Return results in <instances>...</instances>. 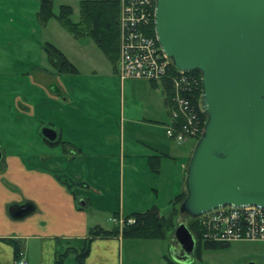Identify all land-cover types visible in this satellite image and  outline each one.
Segmentation results:
<instances>
[{
    "label": "crops",
    "instance_id": "1",
    "mask_svg": "<svg viewBox=\"0 0 264 264\" xmlns=\"http://www.w3.org/2000/svg\"><path fill=\"white\" fill-rule=\"evenodd\" d=\"M64 56L76 68L70 58ZM48 66L41 72L50 80L46 83L49 86L58 76L52 65ZM115 72L118 75L117 68ZM71 74L74 73L62 75ZM6 78L5 72L0 73V82ZM33 78L38 83L37 75ZM129 81L143 80L121 82L124 85ZM153 88L162 97L168 121L134 117L127 126V135L123 113L119 122L115 115L71 112L68 99L64 100L65 106H61V101L53 96V99L45 101L44 96L24 97L22 94L18 109L22 115L15 119L14 128L0 132V137H7V144L0 140V264H15L20 253L25 254L30 264H55L60 253L66 254L64 264H124L126 259L127 264H137L134 245H126L127 240L123 236L92 238L91 233L97 229L113 231L117 227L114 219H124V216L150 209L147 207L151 206L143 203L141 208L134 204L128 212L124 208L115 212V198L120 192L126 193L125 183L132 196L139 195L136 186L145 190L151 187L155 203L164 198L170 205L186 190V176L173 185L171 182L170 189L165 180L160 179L163 171L168 170L166 176L170 175L177 161L187 157L175 145L180 143L166 134V126L172 122V116L164 90L157 84ZM45 127L56 130L58 137L50 142L41 133L47 152L40 154L34 148L35 134ZM125 136L127 145L124 147ZM193 150L194 145L191 153ZM102 161L114 165L115 169L120 165L122 179H112L107 175L108 169L103 170ZM187 166H182L184 172ZM125 170L131 179H125ZM143 170L149 179H140ZM19 207H29L30 211L23 217H15ZM152 207L153 210L160 208L158 204ZM105 215H113L108 218L114 225L111 228L107 221L104 223L102 220ZM163 240H168L172 252L180 251L174 234ZM87 241L89 253L81 260L79 256ZM170 264L177 263L171 258Z\"/></svg>",
    "mask_w": 264,
    "mask_h": 264
},
{
    "label": "water",
    "instance_id": "2",
    "mask_svg": "<svg viewBox=\"0 0 264 264\" xmlns=\"http://www.w3.org/2000/svg\"><path fill=\"white\" fill-rule=\"evenodd\" d=\"M155 1L162 51L178 71H198L202 81L206 121L180 213L198 218L225 207L264 209V0ZM42 136L54 142L58 133L44 128ZM29 211L19 207L14 216ZM174 237L180 251L172 252L173 261L192 263L191 230L181 223Z\"/></svg>",
    "mask_w": 264,
    "mask_h": 264
},
{
    "label": "rangeland",
    "instance_id": "3",
    "mask_svg": "<svg viewBox=\"0 0 264 264\" xmlns=\"http://www.w3.org/2000/svg\"><path fill=\"white\" fill-rule=\"evenodd\" d=\"M63 6H70L73 9L72 21L79 22L80 2L78 0H53V16L46 21L41 17L42 0H3L1 2L0 73L5 72L7 78L0 82V132H3L1 131L3 129L14 128L15 119H19V116L22 115L18 110L20 109L19 102H21L22 94L24 97L44 96L45 101L47 98L53 99V96L61 101V106L64 105V100L68 99L71 105V112L91 111L98 114L115 115L118 121L123 113L126 118V135L127 126L130 125V121L134 117L156 122H161L163 119L168 121L169 115L163 101L161 102L162 97L150 82L129 81L122 85L119 76L115 72L114 65L91 37L77 38L62 26L57 16ZM121 42L122 33L120 32L119 57L121 54ZM47 43L54 45L70 58L77 70V73L74 72V74L65 75V77L54 71L58 77H55L54 84L49 86L46 83L50 80H48L46 74L41 72L48 69V65H50L45 50ZM37 66L40 68H38V73ZM36 75L38 83L33 78ZM19 85L21 86L19 87ZM164 95L166 97V93ZM41 113H45V111ZM23 120L25 122L24 118ZM42 130L39 129L35 134L37 135L36 140L34 138V148L36 147L40 154L47 152L46 145L41 137ZM0 140L2 143L7 144L6 136L2 135ZM196 144L197 141L193 139L187 140L182 144H175L177 149L187 159L178 160L170 175L166 176L168 170L166 172L163 171L160 179L165 180L169 189L171 188V182L173 185L176 180L187 176V168H185L184 172L182 166L189 164L194 151L191 153L190 149L193 145L195 148ZM126 145L127 136L123 138V146L125 147ZM188 146L190 148H187ZM101 165L104 171L108 169L107 175H110L112 179H122V168L120 165H118L117 169H115L114 165H108L107 161H102ZM125 173L127 175L125 179H131L128 175V170H125ZM142 174V176H139L140 179H149L147 172L145 173L143 170ZM135 188L140 191L139 195L132 196L129 193L130 189L127 183H125L126 193L122 194L120 192L115 198L116 201L113 207L116 213L120 212L121 208L128 212L131 207H134V204L138 206L137 208H141L143 203L151 206L147 207L150 209L143 210L145 213L147 210H153L152 206L154 204H158L160 207L156 210L158 213L173 218L174 227L167 231L163 239L170 238V235L174 234L177 226L181 223H185L189 228L190 219L186 215L172 216L173 206L168 204L164 198L160 199L159 203H155L156 198L154 192L151 191V187L148 190L139 186ZM112 216L105 215L102 219L104 223L107 221L106 224L109 228L114 226L113 223L108 221V218ZM198 230L202 239L203 234L201 232L203 230L199 225ZM122 231L123 229L120 230V235ZM125 240H127L126 245H134L133 248H135L138 256L135 263L170 264L172 249L168 240ZM201 243L202 246L200 245L198 250L196 248L194 260L190 264H264L263 242L246 240L232 244L222 243L223 245L221 243L203 241ZM208 244H220L223 247L214 249L212 248L214 246ZM128 249L126 246L127 251H129ZM127 262V259L124 260V264H127Z\"/></svg>",
    "mask_w": 264,
    "mask_h": 264
},
{
    "label": "built area",
    "instance_id": "4",
    "mask_svg": "<svg viewBox=\"0 0 264 264\" xmlns=\"http://www.w3.org/2000/svg\"><path fill=\"white\" fill-rule=\"evenodd\" d=\"M115 1L120 4L122 33L121 54L117 65L121 81L143 80L163 85L171 81L175 90L173 105L170 107L172 122L166 126L168 137L178 143L193 139L198 141L203 134L205 122L200 118V108L192 106L184 93H190L198 84L189 72L178 71L171 75L172 61L162 51L156 35L148 33L155 27V0H78ZM201 86H202V81ZM201 110V111H200ZM179 121L184 122L181 127ZM202 228V241L232 244L238 241L264 242V209L252 206L243 208L225 207L213 210L198 218ZM120 230L134 224L135 219H114ZM15 264H30L25 254L20 253Z\"/></svg>",
    "mask_w": 264,
    "mask_h": 264
},
{
    "label": "trees",
    "instance_id": "5",
    "mask_svg": "<svg viewBox=\"0 0 264 264\" xmlns=\"http://www.w3.org/2000/svg\"><path fill=\"white\" fill-rule=\"evenodd\" d=\"M53 0H42V13L41 17L44 21L49 20L52 16ZM73 9L70 6L61 7L60 14L57 16L58 21L62 26L74 34L77 38L91 37L97 45L100 47L104 55L108 60L117 68L119 62L120 51V4L115 1H80V20L79 22H73L71 16ZM151 36L155 35V27H152L148 32ZM46 54L48 62L55 69L59 75L74 73L76 68L68 61L64 54L56 48L54 45L47 43ZM171 75L177 72V69L171 66ZM197 80L198 84L195 85L190 93H184V97L188 99L192 106L200 108L202 99V86H201V74L198 71L189 72ZM156 86V84H153ZM164 93H166V100L169 105H173L172 99L175 98V90L171 81L167 80L163 85ZM201 111V110H200ZM200 118L203 123L206 121V115L204 112H200ZM184 122L179 121L178 127H181ZM48 142V141H47ZM54 144V143H50ZM187 193L177 196L172 203L173 214L172 216H181L180 205L184 201ZM177 207V208H176ZM183 216V215H182ZM190 219L189 229L196 239V248L202 246V239L198 230V220L186 215ZM135 219L134 224L126 223L123 227L122 236L125 239H147V240H161L164 238L167 231L174 227L172 217H166L160 215L158 211L149 210L145 213H137L125 217L126 220ZM120 229L115 228L113 231H106L104 229L93 230L91 237H110L119 236ZM214 246L212 248L217 249L223 247L220 244H208ZM223 245V244H222ZM218 246V247H217ZM89 253V241L85 247L81 250L79 258L82 260ZM66 254L60 253L56 258L55 264H64Z\"/></svg>",
    "mask_w": 264,
    "mask_h": 264
},
{
    "label": "flooded vegetation",
    "instance_id": "6",
    "mask_svg": "<svg viewBox=\"0 0 264 264\" xmlns=\"http://www.w3.org/2000/svg\"><path fill=\"white\" fill-rule=\"evenodd\" d=\"M45 128H47V127H45Z\"/></svg>",
    "mask_w": 264,
    "mask_h": 264
}]
</instances>
